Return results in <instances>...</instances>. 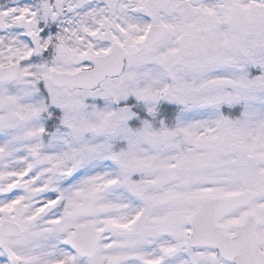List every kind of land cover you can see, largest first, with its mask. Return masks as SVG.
<instances>
[{
  "label": "snow or ice",
  "instance_id": "6c2138e0",
  "mask_svg": "<svg viewBox=\"0 0 264 264\" xmlns=\"http://www.w3.org/2000/svg\"><path fill=\"white\" fill-rule=\"evenodd\" d=\"M0 264H264V0H0Z\"/></svg>",
  "mask_w": 264,
  "mask_h": 264
}]
</instances>
